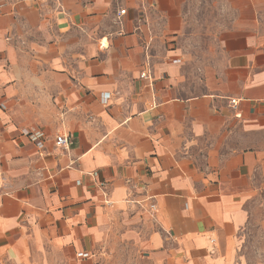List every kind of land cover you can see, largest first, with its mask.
Wrapping results in <instances>:
<instances>
[{
    "label": "crops",
    "instance_id": "crops-1",
    "mask_svg": "<svg viewBox=\"0 0 264 264\" xmlns=\"http://www.w3.org/2000/svg\"><path fill=\"white\" fill-rule=\"evenodd\" d=\"M189 2L0 3V264H264V0L195 92Z\"/></svg>",
    "mask_w": 264,
    "mask_h": 264
},
{
    "label": "rangeland",
    "instance_id": "rangeland-1",
    "mask_svg": "<svg viewBox=\"0 0 264 264\" xmlns=\"http://www.w3.org/2000/svg\"><path fill=\"white\" fill-rule=\"evenodd\" d=\"M10 0H0L8 2ZM187 18L179 41L183 75L193 92L197 90L203 66L211 62L217 51L218 33L228 25L230 12L224 0H190Z\"/></svg>",
    "mask_w": 264,
    "mask_h": 264
},
{
    "label": "built area",
    "instance_id": "built-area-1",
    "mask_svg": "<svg viewBox=\"0 0 264 264\" xmlns=\"http://www.w3.org/2000/svg\"><path fill=\"white\" fill-rule=\"evenodd\" d=\"M37 1H42V0H37ZM124 12H121V14H123ZM146 74H142L141 75V78H146ZM231 103L234 105L235 104V101H231ZM27 136L34 142H36V144L42 148V144H41V140L44 138V134L42 132H35V133H31V132H28L27 133ZM70 145V142L69 140L64 137V136H57L55 138V146L59 149H62V150H66Z\"/></svg>",
    "mask_w": 264,
    "mask_h": 264
}]
</instances>
